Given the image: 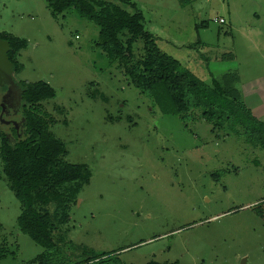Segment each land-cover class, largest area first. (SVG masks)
<instances>
[{"label": "rangeland", "instance_id": "374dc122", "mask_svg": "<svg viewBox=\"0 0 264 264\" xmlns=\"http://www.w3.org/2000/svg\"><path fill=\"white\" fill-rule=\"evenodd\" d=\"M133 1L161 50L239 90L238 119L221 127L196 112L186 125L110 61L93 21L74 9L55 17L47 0H0V34L28 40L15 80L53 86L40 107L64 159L92 170L65 192L69 218L48 250L20 231L22 202L0 159V264H78L91 249L127 264H264V148L239 122H264V0ZM17 93L0 84V129L12 140L26 132Z\"/></svg>", "mask_w": 264, "mask_h": 264}, {"label": "trees", "instance_id": "16d2710c", "mask_svg": "<svg viewBox=\"0 0 264 264\" xmlns=\"http://www.w3.org/2000/svg\"><path fill=\"white\" fill-rule=\"evenodd\" d=\"M47 2L55 17L74 9L80 17L93 21L99 27L96 45L111 62H117L138 90L148 95L161 112L178 115L186 125L191 118L198 119L196 112L201 119L221 127L238 119V104L242 106L239 90L221 78L214 77L206 82L177 58L161 50L155 34L146 28L144 12L135 1ZM0 37L10 43L8 55L14 72H21L24 64L18 57L28 46V40L7 32ZM138 41L142 42L140 53L135 50ZM17 83L21 89L26 132L20 137L15 129L12 140L0 129V159L10 188L22 202L18 217L20 231L51 250L57 245L54 236L57 221L66 222L69 218L70 199L65 192L90 183L92 170L88 164L64 159L67 144L51 130L55 120L40 107L43 101L56 96L53 86L44 80ZM98 94V91L94 93ZM242 108L248 112L244 106ZM239 122L245 124L247 138L264 148V122L249 113H244V119ZM90 253V257L78 264H127L108 252L91 249ZM43 264L53 263L49 260ZM146 264L161 263L152 260Z\"/></svg>", "mask_w": 264, "mask_h": 264}, {"label": "water", "instance_id": "95a60500", "mask_svg": "<svg viewBox=\"0 0 264 264\" xmlns=\"http://www.w3.org/2000/svg\"><path fill=\"white\" fill-rule=\"evenodd\" d=\"M9 50L10 43L0 37V84L5 87L7 85L8 94H11L12 89H18L19 85L14 77V66L8 55Z\"/></svg>", "mask_w": 264, "mask_h": 264}, {"label": "flooded vegetation", "instance_id": "af4514ba", "mask_svg": "<svg viewBox=\"0 0 264 264\" xmlns=\"http://www.w3.org/2000/svg\"><path fill=\"white\" fill-rule=\"evenodd\" d=\"M7 88V91H8V86L6 87ZM16 92H18L17 94H19V92H20V95H21V89L18 87V89H12V91H11V94L12 93H16ZM3 109V108H2ZM15 129V128H14ZM18 132V131H17ZM14 135V133H12V136Z\"/></svg>", "mask_w": 264, "mask_h": 264}, {"label": "built area", "instance_id": "2783aa9c", "mask_svg": "<svg viewBox=\"0 0 264 264\" xmlns=\"http://www.w3.org/2000/svg\"><path fill=\"white\" fill-rule=\"evenodd\" d=\"M217 20H218V22H220V23H224V22H225V18H224V17H220V18H218Z\"/></svg>", "mask_w": 264, "mask_h": 264}]
</instances>
